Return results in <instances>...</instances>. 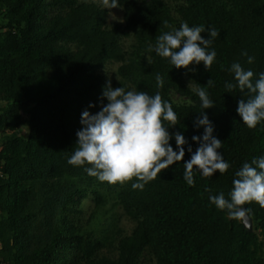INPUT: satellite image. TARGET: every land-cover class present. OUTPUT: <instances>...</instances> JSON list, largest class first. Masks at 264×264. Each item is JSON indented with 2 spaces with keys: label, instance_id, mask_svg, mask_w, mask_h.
<instances>
[{
  "label": "trees",
  "instance_id": "16d2710c",
  "mask_svg": "<svg viewBox=\"0 0 264 264\" xmlns=\"http://www.w3.org/2000/svg\"><path fill=\"white\" fill-rule=\"evenodd\" d=\"M171 1L0 0V264H264V0Z\"/></svg>",
  "mask_w": 264,
  "mask_h": 264
},
{
  "label": "rangeland",
  "instance_id": "374dc122",
  "mask_svg": "<svg viewBox=\"0 0 264 264\" xmlns=\"http://www.w3.org/2000/svg\"><path fill=\"white\" fill-rule=\"evenodd\" d=\"M139 2L145 0H137ZM171 8H174V3L171 0H164ZM102 9L106 10L105 16V24L107 27H112L115 24H122V11L121 9L109 5L105 2H98ZM175 14V12H174ZM121 47L125 49L128 45V40L125 38H121L120 41ZM118 63L111 62L104 65V67L99 71V73L105 78L108 83H114L117 81V67ZM173 100L178 103L183 101L182 98L177 97L176 95H172ZM92 125L94 127L95 132L101 138V146L100 150L104 153L111 154L114 151V145L110 138V133L106 129L103 123V119L98 115H91L90 117ZM8 137V136H7ZM5 137V138H7ZM10 138V137H8ZM114 202L110 200L107 205L96 215V217L91 222V229L95 234H108L110 231L115 228H119L123 234L130 233L133 224L127 220L124 216L121 208L118 206H113ZM92 202L89 198H85L80 203V209L82 211L81 219L84 223L91 211Z\"/></svg>",
  "mask_w": 264,
  "mask_h": 264
},
{
  "label": "water",
  "instance_id": "95a60500",
  "mask_svg": "<svg viewBox=\"0 0 264 264\" xmlns=\"http://www.w3.org/2000/svg\"><path fill=\"white\" fill-rule=\"evenodd\" d=\"M237 206H238V209H237L238 217L241 220L243 227L247 229L249 232H251L252 231L251 219L246 214L245 208L240 206L239 202H237Z\"/></svg>",
  "mask_w": 264,
  "mask_h": 264
},
{
  "label": "built area",
  "instance_id": "2783aa9c",
  "mask_svg": "<svg viewBox=\"0 0 264 264\" xmlns=\"http://www.w3.org/2000/svg\"><path fill=\"white\" fill-rule=\"evenodd\" d=\"M263 258H264V254H263Z\"/></svg>",
  "mask_w": 264,
  "mask_h": 264
}]
</instances>
